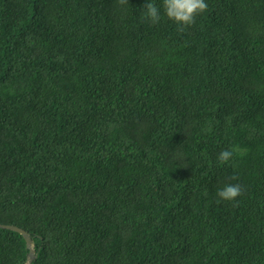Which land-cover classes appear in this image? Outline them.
<instances>
[{
    "label": "trees",
    "instance_id": "trees-1",
    "mask_svg": "<svg viewBox=\"0 0 264 264\" xmlns=\"http://www.w3.org/2000/svg\"><path fill=\"white\" fill-rule=\"evenodd\" d=\"M147 2L0 0V223L32 264H264V0Z\"/></svg>",
    "mask_w": 264,
    "mask_h": 264
},
{
    "label": "clouds",
    "instance_id": "clouds-1",
    "mask_svg": "<svg viewBox=\"0 0 264 264\" xmlns=\"http://www.w3.org/2000/svg\"><path fill=\"white\" fill-rule=\"evenodd\" d=\"M121 6L127 5L128 0H117ZM208 4L205 0H163L164 14L168 20L173 21L177 25V31L183 33L193 26L196 22L197 16L205 13L208 10ZM144 12L142 14V21L156 25L161 21L160 8L155 4L147 2L143 5ZM235 149H223L217 155L219 164H228L233 157ZM233 180L238 179L236 176ZM245 186L240 183L226 184L216 193L218 199L217 203L222 201H235L237 197L245 192Z\"/></svg>",
    "mask_w": 264,
    "mask_h": 264
},
{
    "label": "water",
    "instance_id": "water-1",
    "mask_svg": "<svg viewBox=\"0 0 264 264\" xmlns=\"http://www.w3.org/2000/svg\"><path fill=\"white\" fill-rule=\"evenodd\" d=\"M0 228H7V229L15 230L17 232H20L25 237L27 246L30 250L26 264H32L33 260L37 257V253H36L35 243H34L31 233L28 230L18 225H15V224L0 223Z\"/></svg>",
    "mask_w": 264,
    "mask_h": 264
}]
</instances>
